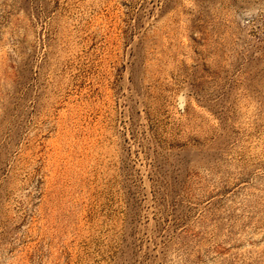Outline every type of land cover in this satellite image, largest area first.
<instances>
[{"label":"rangeland","instance_id":"obj_1","mask_svg":"<svg viewBox=\"0 0 264 264\" xmlns=\"http://www.w3.org/2000/svg\"><path fill=\"white\" fill-rule=\"evenodd\" d=\"M0 264H264V0H0Z\"/></svg>","mask_w":264,"mask_h":264}]
</instances>
